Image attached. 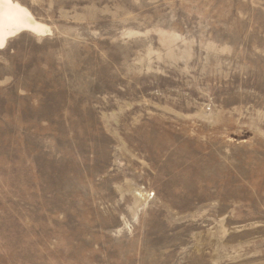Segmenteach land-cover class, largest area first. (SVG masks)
I'll return each mask as SVG.
<instances>
[{
	"label": "rangeland",
	"instance_id": "obj_1",
	"mask_svg": "<svg viewBox=\"0 0 264 264\" xmlns=\"http://www.w3.org/2000/svg\"><path fill=\"white\" fill-rule=\"evenodd\" d=\"M18 1L0 264H264V0Z\"/></svg>",
	"mask_w": 264,
	"mask_h": 264
},
{
	"label": "bare ground",
	"instance_id": "obj_2",
	"mask_svg": "<svg viewBox=\"0 0 264 264\" xmlns=\"http://www.w3.org/2000/svg\"><path fill=\"white\" fill-rule=\"evenodd\" d=\"M51 32L48 25L38 21L18 0H0V51L25 33L45 37Z\"/></svg>",
	"mask_w": 264,
	"mask_h": 264
}]
</instances>
